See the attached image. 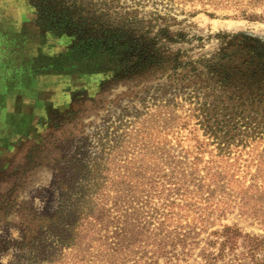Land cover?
<instances>
[{
  "label": "rangeland",
  "instance_id": "1",
  "mask_svg": "<svg viewBox=\"0 0 264 264\" xmlns=\"http://www.w3.org/2000/svg\"><path fill=\"white\" fill-rule=\"evenodd\" d=\"M239 35L264 0H0V264H264V79L205 68Z\"/></svg>",
  "mask_w": 264,
  "mask_h": 264
},
{
  "label": "trees",
  "instance_id": "2",
  "mask_svg": "<svg viewBox=\"0 0 264 264\" xmlns=\"http://www.w3.org/2000/svg\"><path fill=\"white\" fill-rule=\"evenodd\" d=\"M235 55L234 61L231 62L233 65L226 66L224 62L229 63L231 55ZM154 55L147 58V63H159V60H163L164 63H174L175 58L168 55ZM217 60V61H216ZM215 61H206L205 68L209 71L208 74L217 78L222 85L229 87V91L232 92L233 82L238 83H251L255 79H264V40L256 37H250L245 35H239L232 38L227 42L219 53L217 54ZM241 85V84H240ZM232 94V93H231ZM262 164V163H261ZM213 169L208 168L205 174L204 181L198 186L199 189L205 186V181L209 179L213 180V176L216 173H212ZM85 204L90 203V197H82ZM229 229H223V235ZM71 246V245H70ZM250 249L248 252L253 253ZM74 261L78 259L74 254ZM81 257L80 260H83ZM77 261V260H76ZM115 263H119L116 261Z\"/></svg>",
  "mask_w": 264,
  "mask_h": 264
}]
</instances>
